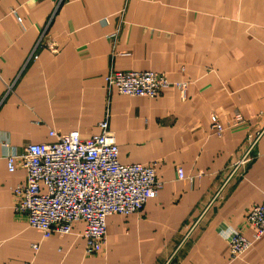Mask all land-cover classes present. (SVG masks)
<instances>
[{
  "label": "crops",
  "instance_id": "obj_1",
  "mask_svg": "<svg viewBox=\"0 0 264 264\" xmlns=\"http://www.w3.org/2000/svg\"><path fill=\"white\" fill-rule=\"evenodd\" d=\"M116 71L170 86L123 96L104 80ZM234 113L244 121L229 128ZM105 119L119 163L154 164L162 188L140 213L108 216L103 250L87 256L82 222L45 239L14 213L26 172L8 171L3 144L16 155L50 130L88 138ZM263 199L264 0H0V264H264V235L234 260L219 235L250 240L243 222Z\"/></svg>",
  "mask_w": 264,
  "mask_h": 264
},
{
  "label": "built area",
  "instance_id": "obj_2",
  "mask_svg": "<svg viewBox=\"0 0 264 264\" xmlns=\"http://www.w3.org/2000/svg\"><path fill=\"white\" fill-rule=\"evenodd\" d=\"M50 1L56 8L61 3V0ZM104 80L108 88L114 87L120 95L128 97L158 98L170 86L164 73L152 71H116L106 75ZM175 88L185 97L184 83L175 84ZM243 121L240 113H234L227 127ZM210 122L218 136L227 129L215 113L210 116ZM98 128L99 133L88 138L81 137L79 131L60 134L50 130L52 142L28 145L16 155L3 144L8 171L14 172L17 164L26 172L25 184L12 191L14 213L25 216L28 226L45 239L52 234L68 235L74 223L82 222L87 256L103 250L108 216L140 213L162 188V183L155 177L154 164L119 163L118 146L107 119L99 122ZM247 137L249 148L232 165L235 169L248 162L249 152L256 143L257 136ZM176 178L187 179L181 167L176 168ZM243 225L254 231L250 240L239 229L227 228L219 232L227 243L231 260L247 252L253 241L264 235V199L252 208Z\"/></svg>",
  "mask_w": 264,
  "mask_h": 264
}]
</instances>
